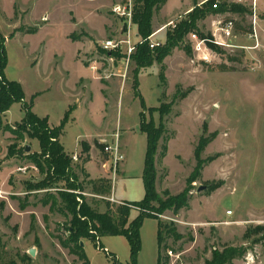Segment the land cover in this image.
Segmentation results:
<instances>
[{
	"label": "rangeland",
	"instance_id": "rangeland-1",
	"mask_svg": "<svg viewBox=\"0 0 264 264\" xmlns=\"http://www.w3.org/2000/svg\"><path fill=\"white\" fill-rule=\"evenodd\" d=\"M121 1L0 0V45L4 42L8 56L6 79L19 83L25 102L33 103V113L48 117L55 128L70 112L60 142L85 187L83 193L78 191L100 212L105 211L108 198L90 194L89 184L102 176L112 181L116 199L112 194L109 199L113 204L138 203L145 197L147 136L141 131L142 120L165 127L156 156V188L161 197L165 191L176 196L187 188L197 166L196 149L204 138V168L189 187V209L178 216L167 212L161 218L174 223L182 236L177 242L166 241L173 252L168 255L170 264H205L215 250L227 247L243 250L232 264H264V0L258 1L256 10L259 48L250 39L254 10L245 24L234 15H211L199 23L200 32L212 37L215 20L232 19L236 49L198 54L188 38L185 44L192 52L181 46L163 63L144 68L101 52L103 42L126 37L124 20L113 12ZM208 1L169 0L154 15V33L166 27L154 41L164 43L170 23L177 25L196 4ZM243 28L249 33L244 34ZM135 32L138 37L132 25ZM204 55L209 62L203 61ZM92 66L98 68L93 74L88 70ZM84 69L90 77L77 83ZM81 94L86 101L80 104ZM162 104L172 105L163 120L156 111ZM24 113L23 106L15 104L3 117L4 125L13 128ZM115 135L124 160L112 179L103 166L109 159L106 147L115 142ZM166 142L168 154L161 159ZM12 144V134L1 130L0 262L83 264L62 246L68 238L65 217H71L58 199L56 206L50 200L51 195L59 198L60 191H68V183L30 189L47 175L25 156L11 157ZM21 146L41 152L36 140L27 139ZM202 186L207 189L198 192ZM158 230L156 220H145L139 264H158ZM85 242L90 264H129L126 238H102L100 245L98 240ZM162 254L167 256L165 251ZM26 256L31 260L23 262Z\"/></svg>",
	"mask_w": 264,
	"mask_h": 264
},
{
	"label": "trees",
	"instance_id": "trees-1",
	"mask_svg": "<svg viewBox=\"0 0 264 264\" xmlns=\"http://www.w3.org/2000/svg\"><path fill=\"white\" fill-rule=\"evenodd\" d=\"M169 0H134L133 25L138 29V37L142 40L150 38L154 34L153 20L154 15L166 6ZM219 1L216 9L213 6ZM221 1V2H220ZM233 0H209L202 6L198 4L187 15V18L176 25V28L167 32L166 41L155 49L150 48L149 42L139 44L136 52L131 57L138 68L151 66L154 62L163 63L169 57L175 48L186 45L189 35L197 33L202 39H211V35H204L200 32L199 23L206 20L208 16L218 15H234L241 18L245 24L248 17L253 15L249 6H244L231 2ZM125 24L124 31L126 32ZM244 34H248L249 30L243 28ZM209 47L215 51L223 53V50L214 44L209 43ZM106 53L105 51H102ZM112 57L124 58L120 52H111ZM8 65V56L4 42L0 45V131L4 130L13 136V144L9 147V155L25 156L26 160L31 161L46 173L47 177L37 185L30 189H42L55 184L59 181L68 183V191H60L56 198L51 195L54 206L58 201L61 203L62 209L71 217L67 223V240L62 242V246L70 251V254L78 257L83 264H90L81 246L86 240L93 241L105 237H124L127 239L130 247L129 264H138L139 256L142 251L141 228L146 219L156 220L158 222V245L159 256L158 264H170L168 252L171 251L167 247L168 238L174 241L182 239L178 233L174 223H164L162 217L167 212H171L174 216H178L181 211L189 209L191 196L189 195V187L200 177V173L204 168V162L201 160L202 152L207 145L204 138L199 142L195 152L197 166L187 181V188L179 195L173 196L170 191H165L161 197L157 191V171L156 156L158 155L160 142L164 139L165 127L161 123L156 127L153 122L146 124L144 120L141 122V131L147 136V156L143 174V182L145 187V197L138 203H121L120 205L105 202V212H100L98 208H93L83 195L80 197L81 204L78 202V196L73 191L84 192L85 187L78 180L73 170V159L70 158L60 142L64 127L69 120L70 112H68L60 126L57 128L50 126L49 118H41L33 113V103H26V95L22 86L17 82L8 81L5 77V70ZM160 80L165 83L163 73L160 74ZM15 104H21L24 109V117L19 124L13 128L5 126L3 117L11 110ZM143 107L145 106L142 101ZM171 104H162L156 111L159 113L161 120L171 112ZM143 117V116H142ZM27 139L39 142L40 154L26 153L27 146H21ZM168 154L167 142L162 146L160 153L161 159H165ZM73 181V183L71 182ZM91 192L94 196H100L103 199L109 198L113 191L112 181L110 179H99L91 181ZM70 191V192H69ZM105 201V200H104ZM137 216L133 218V213ZM165 251L167 256H163ZM241 249L225 248L223 251L215 250L211 260L205 264H232V262L242 254ZM1 253V240H0ZM1 259V256H0ZM31 260L26 256L23 262ZM1 261V260H0ZM0 264H2L0 262ZM10 264H16L12 261ZM116 264V263H115Z\"/></svg>",
	"mask_w": 264,
	"mask_h": 264
},
{
	"label": "built area",
	"instance_id": "built-area-1",
	"mask_svg": "<svg viewBox=\"0 0 264 264\" xmlns=\"http://www.w3.org/2000/svg\"><path fill=\"white\" fill-rule=\"evenodd\" d=\"M259 0H234V3L249 6L253 12L254 10V17H253V27H254V33L250 34V39L256 40V47L255 49L260 47L259 40H258V34H257V28L259 26L258 19L256 16V10H257V3ZM219 5V2H216V4L213 6L214 9L217 8ZM133 11H134V0H123L119 3H117L114 8L113 12L114 14L124 20L125 24L127 25V32L125 33V38L123 40H107L103 42L100 45V49L102 51H105L109 54V57L111 56V52H120L125 57L123 58L127 64L131 62V57L136 52L137 46L139 44H143L145 42H149L150 48L155 49L156 47L161 46L163 43L154 41V37L163 31L165 28L160 30L157 33H154L150 38L146 40H142L141 38L136 37L132 33V25H133ZM168 26H171L172 29L176 28V25L174 22L170 23ZM235 22L232 19H223L219 18L215 20L214 22V30L211 39H202L197 33H192L189 35V40L193 44V48L195 52L199 53H208V56H210L211 53L214 51L209 47V43L214 44L215 46L221 48V49H236L237 46H235ZM245 49V48H244ZM213 51V52H212ZM215 55V53H213ZM203 61L209 62V58L204 55ZM91 70L94 72L98 71L97 66H92ZM106 152L109 155L108 162L104 164V169L108 171L109 174L112 175V179L115 177L119 164L124 160V156L120 152V147L118 144V135H115V142L113 144H109L106 147ZM22 173L26 172V169H19ZM114 176V177H113ZM74 194L78 196V202L81 204L80 197L84 194L80 193L79 191H73ZM110 200L109 198L107 199ZM163 218V217H162ZM98 240V244L100 245V240ZM99 250L105 251L106 250L99 246ZM109 254V252H106ZM169 256L173 255L172 251L168 252ZM110 256V254H109Z\"/></svg>",
	"mask_w": 264,
	"mask_h": 264
},
{
	"label": "crops",
	"instance_id": "crops-1",
	"mask_svg": "<svg viewBox=\"0 0 264 264\" xmlns=\"http://www.w3.org/2000/svg\"><path fill=\"white\" fill-rule=\"evenodd\" d=\"M136 37H137V33L135 32V34H134ZM91 73H92V70L91 69H88ZM93 74V73H92ZM89 77H90V73L87 71V70H81V74H80V76H79V78H78V81H77V83L79 82V81H88V79H89ZM83 94H81V95H79L78 97H80L81 96V99L79 100V98H78V101H79V103L81 104L82 103V101H86V98L84 99L83 98V96H82ZM25 101L27 102V100L25 99ZM45 118V117H44ZM50 126H52V127H54L51 123H50ZM103 177V179H104V176H102ZM105 178L106 179H110V177L109 176H107V175H105ZM99 179H102V178H99ZM111 180V179H110ZM112 196H113V198L114 199H116L115 198V196H114V194H113V191H112ZM108 202H110V201H108ZM121 203H128V202H126V201H120ZM111 203V202H110ZM116 203V202H115ZM117 203H119V202H117ZM116 203V205H120V204H117ZM113 204V203H112ZM96 205V204H95ZM105 206H106V204H105ZM106 210V209H105ZM101 212H105V211H101ZM65 219H67V222H68V218L67 217H65ZM105 238H107V237H105ZM104 238V239H105ZM86 241H89V240H86ZM83 245H84V252H85V248H86V246H87V242H83ZM85 254H86V252H85ZM89 261V260H88ZM90 263V262H89ZM157 263H158V260H157ZM138 264H139V261H138Z\"/></svg>",
	"mask_w": 264,
	"mask_h": 264
},
{
	"label": "water",
	"instance_id": "water-1",
	"mask_svg": "<svg viewBox=\"0 0 264 264\" xmlns=\"http://www.w3.org/2000/svg\"><path fill=\"white\" fill-rule=\"evenodd\" d=\"M32 151V148L30 147V146H27L26 147V153H30ZM207 189V187H200L199 189H198V192H202V191H205ZM81 246L82 247H84V245H83V243H81ZM31 255H33L34 256V252L32 251L31 252Z\"/></svg>",
	"mask_w": 264,
	"mask_h": 264
}]
</instances>
